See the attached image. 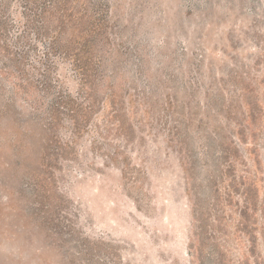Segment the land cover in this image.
I'll return each instance as SVG.
<instances>
[{
  "label": "rangeland",
  "instance_id": "obj_1",
  "mask_svg": "<svg viewBox=\"0 0 264 264\" xmlns=\"http://www.w3.org/2000/svg\"><path fill=\"white\" fill-rule=\"evenodd\" d=\"M0 264H264V0H0Z\"/></svg>",
  "mask_w": 264,
  "mask_h": 264
}]
</instances>
